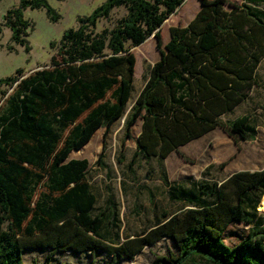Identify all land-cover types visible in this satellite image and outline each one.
Listing matches in <instances>:
<instances>
[{
  "label": "trees",
  "instance_id": "obj_1",
  "mask_svg": "<svg viewBox=\"0 0 264 264\" xmlns=\"http://www.w3.org/2000/svg\"><path fill=\"white\" fill-rule=\"evenodd\" d=\"M184 2L105 0L79 18L77 29L64 33L50 68L29 76L19 70L0 79L2 95L5 87L14 89L0 107V264H25L24 254L39 249L49 251L45 264L66 252L133 260L164 239L173 240L180 255L155 256V264H264V220L258 217L264 170L197 184L196 192L174 189L171 198L183 202L178 213H164V221L145 234L112 245L99 235L105 213L94 215L89 162L69 160L98 130L110 129L126 115L137 65L127 45L141 46L153 36L161 58L126 122L131 137L132 127L142 121L135 157L164 162L219 127L253 139L248 116L229 126L220 119L246 102L257 85L264 12L250 5L227 10L225 0H202L203 8L187 27L171 29L163 50L160 30ZM258 2L264 0H251ZM28 9H45L53 22L61 16L47 0H22L7 12L12 41L30 53ZM117 10L125 15L99 32V24ZM235 222L253 227L230 247L224 236Z\"/></svg>",
  "mask_w": 264,
  "mask_h": 264
},
{
  "label": "rangeland",
  "instance_id": "obj_2",
  "mask_svg": "<svg viewBox=\"0 0 264 264\" xmlns=\"http://www.w3.org/2000/svg\"><path fill=\"white\" fill-rule=\"evenodd\" d=\"M21 1L0 0V79L14 76L19 70L29 76L40 69L50 68L52 57L57 53L64 33L69 29H77L80 17L91 15L105 2L47 0L61 16L57 22L50 20L45 9L26 10L25 19L33 26L27 37L32 50L27 53L25 47L12 41V31L5 21L7 12L20 7ZM225 1L227 10L233 9L235 5H250L264 12V2L253 4L251 0ZM202 8V0H185L160 30L163 50L171 39V29L187 27ZM124 15V10L115 11L110 20L99 24L98 31L113 28L116 21ZM127 47L135 55L137 65L134 92L126 115L110 129L98 130L90 143L82 150L74 151L69 159L89 162L87 178L97 198L94 215L105 213V222L99 235L112 245H120L128 238L145 234L164 221V213L170 216L178 213L183 208V202L171 198L174 189L179 190V194L184 190L196 192L197 184L220 183L238 172L264 170V60L257 71V85L250 98L220 119L222 125L229 126L238 118L248 116L250 126L255 130L252 140L234 137L219 127L206 137L174 152L164 162L155 158L148 162L135 157L142 121L139 120L132 127L131 137L127 136L126 122L152 67L161 58V51L156 36L149 38L141 46L128 44ZM3 90L7 95L0 93V107L14 91L8 87ZM263 204L264 198L258 206L260 220H264V210L260 209ZM252 227L253 225L246 223H233L224 236L225 244L235 247L247 237ZM3 230H8V224L3 225ZM171 253L180 255L175 242L164 239L146 247L133 260H114L100 253L66 252L55 255L52 264H155V256H167ZM48 254L49 251L46 250H30L24 254V262L45 264ZM195 264L208 263L199 260Z\"/></svg>",
  "mask_w": 264,
  "mask_h": 264
},
{
  "label": "crops",
  "instance_id": "obj_3",
  "mask_svg": "<svg viewBox=\"0 0 264 264\" xmlns=\"http://www.w3.org/2000/svg\"><path fill=\"white\" fill-rule=\"evenodd\" d=\"M261 64H262V63H261ZM260 66H261V65H260ZM139 94H140V93H139ZM138 96H139V95H138ZM138 96H137V98H138ZM137 98H136V99H137ZM135 101H136V100H135ZM241 105H242V104H241ZM241 105H240V106H241ZM217 129H218V128H217ZM217 129H216V130H217ZM214 131H215V130H214ZM214 131H212V132H214ZM212 132H210V133H212ZM210 133H208L207 135H209ZM207 135H205L204 137H206ZM204 137H202V138H204ZM200 139H201V138H200ZM193 142H194V141H193ZM191 143H192V142H191ZM189 144H190V143H189ZM186 146H187V145H186ZM168 159H169V158H168ZM226 180H227V179H226ZM224 181H225V180H224ZM224 181H222V182H224ZM222 182H220V183H222Z\"/></svg>",
  "mask_w": 264,
  "mask_h": 264
},
{
  "label": "water",
  "instance_id": "obj_4",
  "mask_svg": "<svg viewBox=\"0 0 264 264\" xmlns=\"http://www.w3.org/2000/svg\"><path fill=\"white\" fill-rule=\"evenodd\" d=\"M260 209H261V210L263 209L262 205L260 206Z\"/></svg>",
  "mask_w": 264,
  "mask_h": 264
},
{
  "label": "bare ground",
  "instance_id": "obj_5",
  "mask_svg": "<svg viewBox=\"0 0 264 264\" xmlns=\"http://www.w3.org/2000/svg\"><path fill=\"white\" fill-rule=\"evenodd\" d=\"M262 207H263V210H264V204L262 205Z\"/></svg>",
  "mask_w": 264,
  "mask_h": 264
}]
</instances>
